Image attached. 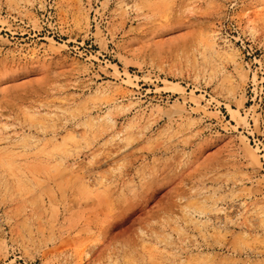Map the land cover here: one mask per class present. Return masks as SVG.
I'll list each match as a JSON object with an SVG mask.
<instances>
[{"label":"rangeland","instance_id":"1","mask_svg":"<svg viewBox=\"0 0 264 264\" xmlns=\"http://www.w3.org/2000/svg\"><path fill=\"white\" fill-rule=\"evenodd\" d=\"M0 264H264V0H0Z\"/></svg>","mask_w":264,"mask_h":264},{"label":"bare ground","instance_id":"2","mask_svg":"<svg viewBox=\"0 0 264 264\" xmlns=\"http://www.w3.org/2000/svg\"><path fill=\"white\" fill-rule=\"evenodd\" d=\"M232 113H234L235 111H233V109L230 110Z\"/></svg>","mask_w":264,"mask_h":264}]
</instances>
